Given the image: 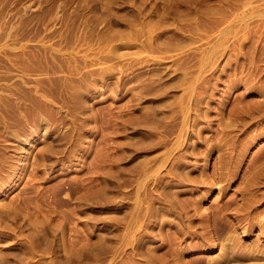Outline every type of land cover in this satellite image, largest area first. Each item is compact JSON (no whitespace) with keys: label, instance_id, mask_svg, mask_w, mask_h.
Here are the masks:
<instances>
[{"label":"rangeland","instance_id":"rangeland-1","mask_svg":"<svg viewBox=\"0 0 264 264\" xmlns=\"http://www.w3.org/2000/svg\"><path fill=\"white\" fill-rule=\"evenodd\" d=\"M0 264H264V0H0Z\"/></svg>","mask_w":264,"mask_h":264},{"label":"bare ground","instance_id":"bare-ground-1","mask_svg":"<svg viewBox=\"0 0 264 264\" xmlns=\"http://www.w3.org/2000/svg\"><path fill=\"white\" fill-rule=\"evenodd\" d=\"M9 263V262H8Z\"/></svg>","mask_w":264,"mask_h":264}]
</instances>
